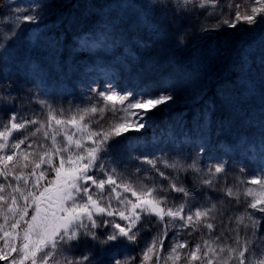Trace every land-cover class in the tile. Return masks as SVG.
Returning <instances> with one entry per match:
<instances>
[{"label": "snow or ice", "instance_id": "1", "mask_svg": "<svg viewBox=\"0 0 264 264\" xmlns=\"http://www.w3.org/2000/svg\"><path fill=\"white\" fill-rule=\"evenodd\" d=\"M136 7L128 0L116 5L124 10ZM46 8L47 5L32 0L0 16L3 25L0 27V57L25 25L42 22ZM139 9L163 10L161 19L147 12L138 14V24L155 35L161 33L165 21L200 12L204 14L199 26L202 33L222 26L236 29L241 23L254 26L264 18V0H225L223 4L220 0H146ZM212 19L215 23H210ZM118 27L113 21L107 22L99 32L85 36L84 45L91 40L93 47H116L113 33ZM186 35L178 38L179 45L184 44ZM10 88V83L0 85L3 89L0 100L5 104L15 100ZM89 91L93 94L89 97V106L77 107L67 114L44 100H37L45 110L44 118L40 113L28 119L12 112L7 122L0 121V177L7 180L11 176L16 182L15 186L0 183V217L3 218L0 261L8 264H96L92 249L72 255L81 243L90 242L102 250L111 249L109 264H135L136 257L128 255L127 250L137 243L145 217L154 216L157 225H163L164 230L142 251L140 264H150L153 257L155 264H160L161 260L165 264L168 261L172 264L182 261L184 264H264V237L257 234L264 223L261 218L264 217V133L258 153L254 151L256 145L248 139L240 144L247 157L260 162L259 174L247 180L242 179L245 169L241 168L240 175L233 176L229 183L224 161L202 168L199 157L206 151L203 144L191 162L180 157H137L142 167L125 177L115 167H110L113 144L130 133H141L147 126V114L173 101L174 96L153 97L141 92L139 99H130L134 96L132 91L122 94L111 81L103 91L95 87ZM30 126L34 130H30ZM15 133H22V138L14 141ZM30 138H34L31 143ZM186 139L194 143L191 137ZM46 141H50V145ZM25 144L27 149L21 147ZM54 157L59 158V166L54 163ZM42 165L47 167L42 168ZM159 165L171 171L161 170ZM25 169L30 171L25 172ZM52 171L56 179L47 181L44 186L43 182ZM141 171L145 173L143 177L138 175ZM149 172L167 180V185L158 183ZM189 174L193 182L191 189L184 183ZM197 188L211 189L220 194V199L213 201L205 197L193 210L190 205L195 202ZM171 193L182 194L183 202L176 204L173 199L170 203ZM21 200L23 204L19 203ZM233 204L242 206L244 211L227 216L234 227L223 225V218ZM29 209L33 210L31 214ZM257 213L261 217H257ZM29 215L30 218L25 219ZM218 218L221 231L216 235ZM170 228L191 229L189 235L207 229L209 239L190 249L187 241L176 240L167 255H162L164 238ZM181 249L186 251L182 253Z\"/></svg>", "mask_w": 264, "mask_h": 264}, {"label": "rangeland", "instance_id": "2", "mask_svg": "<svg viewBox=\"0 0 264 264\" xmlns=\"http://www.w3.org/2000/svg\"><path fill=\"white\" fill-rule=\"evenodd\" d=\"M37 2L47 5L42 22L25 25L0 57V85L10 83L9 92L15 97L9 104L0 100V121L7 122L12 112L28 119L40 113L44 118L45 110L37 100H44L67 114L77 107L89 106V97L93 95L90 88L103 91L111 81L122 94L132 91L134 96L130 99H139L141 92H148L153 97L161 94L174 96L173 101L147 114V126L141 133H130L113 144L110 167H115L118 173L127 177L142 167L137 157H180L191 162L203 144L206 151L199 157L201 167L206 168L217 161L226 162L229 183L233 176L240 175L241 168L245 169L242 179L259 174V160L247 157L240 144L248 139L256 145L254 151L258 153L264 133V18L254 26L241 23L236 29L222 26L202 33L199 26L204 14L200 12L165 21L161 33L155 35L138 24V14L147 12L153 18L161 19L163 10L139 9L146 0H128L137 7L127 10L116 8L125 0ZM220 2L223 4L225 0ZM30 3L32 0H0V16L12 13L17 5ZM109 21L119 24L113 33L116 47H93L91 40L85 46L84 37L99 32ZM210 23H215V19ZM185 33V42L179 45L178 38ZM30 130H34L32 126ZM22 135L15 133L13 140L21 139ZM187 137H191L194 143L187 142ZM33 139L30 138L29 143ZM50 143L46 141V144ZM21 147L27 149V144ZM132 148L136 150L132 151ZM54 163L59 166L58 157H54ZM46 167L42 165V168ZM159 167L171 171L164 169L163 165ZM138 175L143 177L145 173L141 171ZM148 175L165 186L168 183L155 172ZM55 179L54 171L48 173L44 186L47 181ZM145 182L151 186L149 181ZM0 183L15 186L16 182L10 176L7 180L0 177ZM184 183L189 189L193 187L190 174ZM194 196L195 202L190 205L193 210L203 203L205 197L213 201L220 199V194L211 189L202 191L197 188ZM173 199L179 204L184 197L171 193L170 203ZM32 211L29 209V214ZM243 211L242 206L233 204L223 218V225L234 227L227 216ZM256 215L261 217L259 213ZM29 218L30 215L25 217ZM0 223H3L2 217ZM216 224L214 234L218 235L221 231L219 218ZM163 230V225L158 226L154 216L145 217L137 243L127 250L128 255L136 257L135 264H140L142 251ZM189 232L191 229H168L162 255H167L176 240L187 241L190 249L209 239L207 229H203V233L198 231L189 235ZM257 234L264 237V223ZM244 235L241 231V236ZM0 247H3V240H0ZM86 249H92L96 264H109L111 249L102 250L90 242L81 243L72 255H81ZM180 251L183 253L186 249ZM0 264L8 262L0 261ZM150 264H155V257ZM160 264L165 261L161 260Z\"/></svg>", "mask_w": 264, "mask_h": 264}, {"label": "trees", "instance_id": "3", "mask_svg": "<svg viewBox=\"0 0 264 264\" xmlns=\"http://www.w3.org/2000/svg\"><path fill=\"white\" fill-rule=\"evenodd\" d=\"M44 185V184H43ZM181 201H182V198H181Z\"/></svg>", "mask_w": 264, "mask_h": 264}]
</instances>
